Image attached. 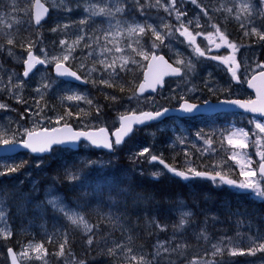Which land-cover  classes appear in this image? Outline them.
<instances>
[{"label":"rangeland","instance_id":"374dc122","mask_svg":"<svg viewBox=\"0 0 264 264\" xmlns=\"http://www.w3.org/2000/svg\"><path fill=\"white\" fill-rule=\"evenodd\" d=\"M43 1L50 6L52 14L48 18L50 20L43 23L42 27L48 26L52 31L58 26L63 28L68 25L72 27L68 33L56 38L50 36L44 38L38 31L34 36L31 29L33 0H0V103L7 106L0 109V126H2L0 127V140L23 139L26 135H21L24 129L35 131L40 128H53L64 123L72 124L79 129L106 126L112 130L118 125L119 117L123 114L144 110L156 111L165 106H178L182 101L180 97L196 102L218 95L229 96L244 93L249 95L250 91L245 92L241 86L233 85L230 78L222 77L224 72L226 73L223 67L225 64L221 61L215 64L209 56L216 52L214 41L205 36L206 40H211V43H208L200 37L202 27L208 24L207 19H218H213V16L216 17V9L222 6L224 0H197L195 4L191 0H177L175 7L186 13V16L182 17L183 24L195 37V43L191 45L188 39L175 31L181 27L180 22L176 20V13L171 12L170 14L164 10V6L168 5L170 0H159V4L157 0H139V3L137 0H127L128 3L138 5L137 14L133 13L127 17L124 14V6L120 5L118 0ZM233 2L236 0H230L228 4ZM238 4L239 8L245 5L242 0ZM141 6H143L142 9ZM90 8L97 12L100 8H105L111 14L92 15L90 11H86ZM117 8H123V11L117 12ZM201 13L205 16L204 18ZM188 21H192V24ZM136 25L145 26L146 34H140L138 29L132 33L128 32L130 27ZM148 25L160 31L161 36L164 37L163 44L156 40L147 28ZM165 25L171 27L173 31L171 36L166 34ZM181 31H183L182 28ZM10 38L14 41L13 45L7 44ZM61 40L72 46L71 51L60 44ZM132 42L134 46L131 45ZM29 43L33 45L31 50L44 60L47 58L50 61L52 57L62 60L64 55H69V60L63 63L72 62V66L84 73L88 85L81 87L55 78L51 69L55 62H47L48 67H40L30 77L24 78L22 66ZM153 43L157 45L155 49L152 47ZM129 46L134 48V54H139V59L135 62L142 68L145 67L152 52H163L172 59L174 64L186 68V74L168 79L165 86L155 93L139 96L123 91L122 94H114L108 84L122 83L129 90L133 83L135 86L139 83L134 73L135 69L131 65L133 57L126 55ZM197 46L208 57L196 55L194 49ZM246 52L242 54L243 51H241L240 54L237 50L235 54L242 59L247 73L255 65L258 50ZM145 55L147 59L144 58ZM223 57L229 56L223 55ZM179 60L185 63L178 64ZM189 61L194 66L191 71L187 68ZM125 62L127 68L121 70ZM208 64L211 65L210 68ZM105 65L110 67L105 69ZM124 75L128 77L125 78ZM101 81L108 83H101ZM21 82L23 83L22 88L14 87ZM45 84H50L51 87L44 89L42 85ZM210 88H221L225 91L212 95L208 91ZM70 95L85 96L91 99L93 104L89 106L83 100L67 101L65 98ZM17 97L23 102H18ZM112 97L116 99L113 100ZM63 105L75 106L76 112L80 114L65 115L66 112L59 111V107ZM97 107L101 109L99 114L96 113ZM26 109L31 111L26 112ZM38 112L39 117L36 115ZM21 114H24V119H21ZM58 116L65 118L56 123ZM230 122L227 124V119H225L224 122L218 123V127L212 125L217 129L209 128L211 124L207 125L200 119L183 123L177 117L170 116L137 128L123 144L119 145L118 150L114 148L109 153L97 149L93 151V147L82 144L69 161L63 158L70 153V150L66 148H54L48 157L25 153V155L1 158L0 172H5L6 167L17 165L19 167L14 173L0 175V210L4 213L3 220L0 222V229L4 230L0 232V264H9L7 254L10 247L16 248L17 257L22 264H80L83 262L82 258H79L69 248L64 247L63 254H61L60 246L66 243L68 233L56 221V217L48 218L44 209L49 206L52 211L61 213L80 232L88 245H90L89 238L94 241L91 235L95 226L94 221L99 222L101 217L107 216L115 222L114 212L107 213L106 207L99 202L98 190L90 192V197L83 191L79 192L85 198L75 195L67 196L55 182L61 177L76 179L77 169L92 164L94 161L106 165L123 154L130 161L145 164L146 168L139 169V172L160 173L159 177H168V183L172 184V187H178L179 183L173 182L165 170L151 160L152 155L160 156L159 154L168 151L167 155L183 160L182 167L185 169L195 168L201 171L200 167H207L211 172L220 171L237 183L247 182V178L240 175L242 170H255L257 174L251 179L261 183L264 187V177L259 174L258 170L261 162L259 153L264 152V133L256 128L257 123L264 124V119L254 117L245 119L244 116L235 114ZM221 124L227 125L228 128L223 130ZM9 128L11 131L8 130ZM238 129H243L248 133L247 138L242 134L232 136V133ZM230 136L233 140H242L246 147L230 145L228 143ZM144 148H148L149 152L143 156L139 155ZM234 155L236 159H232ZM59 160V165L52 163L49 169H45L50 161ZM249 161H251L250 164ZM23 180L29 184L30 188L42 186L40 209L37 214L26 220L28 228L20 230L26 233L25 240L21 239L22 236L16 235L11 245H8L7 240L14 237V226L9 214L6 187L15 192ZM185 184L188 190L184 194L178 193L179 191L175 188L173 197L163 200L168 208L165 213L152 215V227L157 234L152 237L151 249L133 254L126 246L124 247L128 251L122 247L120 240L112 239L113 244L108 247H115L117 252L114 257L122 255L126 260L125 264H145V262L147 264L163 262L167 264L170 263V259L174 258L179 259L182 264L186 262L187 264H193V262L196 264H264V251L259 250V245L264 243V231L260 230L259 224L246 220V207H236L237 199H242V197L245 203L246 200L263 202L264 198L258 197L252 191L246 193L236 187L219 185L212 181L203 182L207 188L218 187L221 189L219 194L226 197L222 196L224 201H221L220 207L215 209L211 206L204 207L207 204L206 196L203 200L200 199L199 193L193 189L194 183L185 182ZM229 188L232 190H227ZM184 213L190 215L185 216ZM73 215L83 217L91 225V231H85L83 226L73 224L69 219ZM182 219L185 221L183 227L180 226ZM115 225L120 226V221L115 222ZM199 225L206 233L199 229ZM9 232L11 234L7 235ZM160 244H163L168 251L165 252L163 248H160ZM217 249H219L218 252ZM240 250H243L245 255L233 256L231 254L233 251L239 252ZM249 250L254 251L255 254H248ZM133 256L136 257L135 260L132 259ZM229 259L232 262H225Z\"/></svg>","mask_w":264,"mask_h":264},{"label":"trees","instance_id":"16d2710c","mask_svg":"<svg viewBox=\"0 0 264 264\" xmlns=\"http://www.w3.org/2000/svg\"><path fill=\"white\" fill-rule=\"evenodd\" d=\"M118 3L124 6L125 17L133 13L137 14V4L128 3L127 0H118ZM71 28L70 26L66 28L64 26L63 28L58 26L57 31L53 32L48 26L42 28L31 27L34 36L35 32L40 31L44 38L46 36H50L51 38L59 37L68 33ZM131 45L134 46V43L132 42ZM134 52V48L130 47L126 55L131 58L133 57L131 61L132 68L135 69L134 73L135 76L137 75V81H141V72L143 73L144 67L142 68L141 65L136 64L139 59V54H134ZM68 65L76 69L84 77V73L72 66V62L69 61ZM124 77L127 78L128 75H124ZM124 86L125 85L122 83H115L110 89L114 94H122L123 91L129 94H135L136 86L134 83L129 90L128 87L125 88ZM121 88H123V91H121ZM59 111H64L66 113L70 111L72 114H80L76 112L75 106L63 105L59 107ZM119 148L120 146L115 147L116 150ZM92 150L96 151L94 148ZM75 153L76 152L71 151L67 156L63 157L64 160L69 161ZM19 155H25V153ZM162 157L164 159L169 157L166 151L163 152ZM59 162L60 160L50 161L49 166H46L45 169H49L52 163L59 165ZM141 168H146L145 164L138 161H130L126 159L123 154H120L117 159L112 160L106 165H101L94 161L92 164L79 167L75 172L77 173V178L74 180L63 177H61L59 181L55 180L59 188L67 196L75 195L79 198H85L84 195L79 192L83 191L85 195L90 197V192L98 190L100 193L99 202L106 207L105 211L107 213L114 212L115 222L120 221L121 223L120 226H116L111 217L103 215L107 218L101 217L99 222L94 221L95 226L91 232L94 241L92 244L88 245L80 232L75 229L61 213L52 211L49 206L45 207L44 212L47 217H56V221L64 228V231L68 233V238L64 247L71 249L79 258L81 257L85 264H125L126 260L122 255L119 254L118 257H114V254L117 252L115 247H108L113 244L111 241L112 239L120 240L122 242V247L128 251V249L124 247L126 246L133 254L150 250L152 237L157 234V231L152 227V215L166 212L168 208L167 204L163 203V200L172 198L175 188L179 191L178 193L183 194L188 190L183 181L171 179L173 182L179 183L178 187H172V184L168 183V177L163 176L157 178L150 172L144 171V173H141L139 172ZM190 182L195 184L193 189L199 193L201 200L206 196L205 200L207 204L204 205V207L211 206L218 209L220 207L219 203L224 201L223 198H226L219 194L221 189H218V187H205L203 184V182H206L205 179H197ZM42 190V186L30 188L29 184L24 180L16 188L15 192H12V189L6 187L5 194L8 197L9 214L14 226V237L7 240L8 245H11L16 235L19 237L22 236L23 238L21 239L25 240L26 233L20 232V230L26 227V220L29 217L38 213L40 209L39 203H41L42 199ZM227 190L232 189L229 188ZM200 192L202 193L200 194ZM237 201L236 207H246V220L259 224L260 230L264 231V201L253 202L246 200L245 203L243 197L242 199H237ZM93 203L96 204L94 201ZM109 216L111 215L109 214ZM198 227L203 233H206L203 230L204 228L200 225ZM26 228H28V225ZM47 245L50 246L51 244ZM225 262L230 263L232 260L229 259ZM161 264L166 263L163 262ZM167 264H182V262L174 258L170 259V263L168 262Z\"/></svg>","mask_w":264,"mask_h":264},{"label":"snow or ice","instance_id":"6c2138e0","mask_svg":"<svg viewBox=\"0 0 264 264\" xmlns=\"http://www.w3.org/2000/svg\"><path fill=\"white\" fill-rule=\"evenodd\" d=\"M192 3H196L197 0H191ZM262 3H264V0H261ZM137 3H139V0H137ZM157 3L159 4V0H157ZM177 0H170V3L166 6H164V10L168 11L170 14L171 12H175L176 13V20L178 22H180L181 27L175 29L176 32H179L180 36L185 37L186 39L189 40L190 45L195 43V37L192 36V34L188 31V28L184 26L183 24V20L182 17L186 16V13H183L181 11H179V9H177L176 6ZM245 9H247V5L244 6ZM35 8H36V14H35V22L36 24L40 23V20L42 19V14H46L48 12V9L44 7V5L40 2V0H35ZM143 8V6H141V9ZM86 11H90L92 13V15H97V14H111V12L107 11L105 8H100L97 12V10L95 9H88ZM117 12H122L123 8H117L116 9ZM205 15H207V12H205ZM81 23H84V21H81ZM189 24H192V21H188ZM65 28L68 27L67 25L64 26ZM216 27V26H214ZM147 28L152 32V34L155 36L157 41H160L161 44H163V40L164 37L161 36L160 31L157 30V28L148 25ZM181 28L183 29V31H181ZM140 34H146V27L145 26H141V25H136L134 27H130L128 29L129 33L135 32L137 31ZM164 29H166V34L168 36H171L173 34V31L171 29L170 26L165 25ZM52 31H57L56 28L52 29ZM216 32L219 34L220 40L222 42L223 45H226L228 48H231L233 50V53H235L237 51V47L234 43H230L228 41L227 36L224 35L223 32H220L219 28L216 27ZM251 33L252 34H256L259 36V38L261 40H264V33L258 32V30L256 28H252L251 29ZM248 32H245V35H248ZM14 41L13 39H8L7 40V44L8 45H13ZM211 43V41H210ZM60 44L62 46H66L67 49L69 51H71L72 46L71 45H67L66 41L61 40ZM32 44L29 43L28 44V58L24 61V64L26 65V69L23 73L24 77H27L29 75V73L36 67V65L38 64H44L46 62L48 63H52L55 62V69H56V73L59 76H71L74 77L75 79L79 80L80 76L77 75L76 72L72 71L70 68H67L64 66L63 61H68L69 60V55H64L62 57V60H59L57 57H52L51 60H47V58L45 60H41L39 57H36L33 55L31 48H32ZM152 47L155 49L157 47V45L155 43H153ZM217 48L221 47V44H217L216 45ZM119 51V49H117ZM11 51V50H9ZM194 52L196 55L198 56H205V52L203 50H201L198 46L194 49ZM145 59H147V56L145 55L144 57ZM211 59H215V60H220L222 63L224 64H229L231 63V65H234V67L230 66L228 71L231 72V77L233 80H235L237 83H240V76L237 75L238 70L241 68V64L238 63L236 61L235 55H230L227 58L224 57H219V56H212L210 57ZM160 60L163 61L164 58L161 57H156L153 56V60ZM101 63H104L103 61H101ZM166 63V62H165ZM178 64L183 65L185 62L183 60H179L177 61ZM81 67H83V65H81ZM108 67H110L109 65H105V69H107ZM168 67H171L170 65ZM193 65L191 64V62L189 61L187 64V68L189 71L193 70ZM127 68V63L125 62L124 65L121 66V70H125ZM256 69H264V64L258 63L256 65ZM256 69H254L253 71H255ZM95 70V69H93ZM116 69L113 67V71H115ZM247 70V69H245ZM181 73V68L177 67V68H173L171 70V74L173 75H179ZM257 76L253 75L252 78L250 80H247L246 83L248 84L249 87L252 88H256L257 91V96L259 97L258 101H251V100H217L215 101V103H213V101L205 99L201 104H196V103H189L187 100H184L183 97H180V99L184 100L183 103L180 104V110L186 112V113H194V112H199L200 108L202 106H207L206 110L211 111L213 108L218 107L220 105H234L236 107L242 108L246 111H251L253 113H262L264 114V87H257V85L254 83L257 80ZM259 78L261 80H264V71H260L259 72ZM101 83H108L107 81H101ZM155 84H161L162 86V81L160 80V78L158 77L154 83H150L148 84V87L150 88H154ZM109 87H111V84H108ZM14 87H19L22 88L23 87V83L21 82L19 85H16ZM42 87L44 89H47L48 87H51L50 84H45L42 85ZM38 92L40 91L39 89L37 90ZM121 91H123V88H121ZM138 91L140 93H143L145 91V85L141 84L139 86ZM189 91H192V89H189ZM209 93L212 95H215L216 93H220V92H224V89L221 88H216V89H208ZM67 101H81L83 100L86 104H88L89 106H91L93 104V101L91 99H87L85 96H81V95H70L67 96L65 98ZM113 100H115V97H112ZM18 102H23L22 100H20L19 97H17ZM7 106L3 103H0V109L6 108ZM170 109L165 108L162 111H155V112H140L139 115H137L135 112L129 114V115H121L120 116V128H118L116 130L115 135V140L114 142L112 140H110L108 137L104 136V137H98L97 135H95L93 132H86V131H73V129L71 128V126L69 124H64L63 128H52L50 131L53 135H49V129H44L43 130V134L38 133V132H34V131H29L28 129H24V132L21 133V135H25L27 138H23V139H18L15 140V144L19 147H22L26 150H30L31 153L33 154H38V153H50L53 148H62V146L65 145H72V144H76L79 141H81V139L83 138L84 140L88 141L91 145L96 146V147H103V148H107L109 150H111L115 145H120L124 138L129 136L132 132H133V125H139V124H144L147 121L150 120H154L157 119L158 117H160L161 115L167 113ZM26 112L31 111L30 109H26ZM42 111V110H41ZM101 111L100 107L96 108V113L99 114ZM37 117H39V112L36 113ZM65 115L67 116H71L72 113L69 111L67 112ZM64 116H58L56 119V123H59L60 121L64 120ZM21 119H24V114H21ZM2 127V126H0ZM256 128L259 129V131L261 133H264V124H260L257 123L256 124ZM9 131H11V129H8ZM106 130L101 128L99 129L100 133H104ZM55 134H59V135H55ZM243 135V137L247 138L248 133L244 132L243 129H238L235 132L232 133V136H237V135ZM197 135H200V133H197ZM13 136H15V133L13 132ZM183 142V141H181ZM0 143H3L4 145H9L11 143H13V141H9V140H0ZM228 143L230 145H234V146H238L240 148H244L246 147V145L244 144V142L242 140H233L232 137L230 136L228 138ZM8 151H15V148H10V149H6ZM149 149L148 148H144L143 151L141 153H139V155L143 156L145 153H148ZM261 162L259 164V173L262 177H264V152L259 153ZM232 159H236L235 155L232 157ZM151 160L152 161H159V163L161 165H163L164 169H166L169 173H171L173 176L180 178L181 180L184 181H195L197 179H207L210 180L214 183H217L219 185H227L229 187H236L238 189H242V190H250L253 193H255V195H257L258 197L264 198V187L261 186V183L256 182L254 179H251L252 177L256 176V171L255 170H250V171H241L240 175L245 176L247 178V182H241V183H237V181L232 180L230 178H228V176L223 175L220 171H215L214 174L207 172V171H198L195 168H188L187 170H178L175 167H172L168 164L165 163V161L163 159H160L158 156L152 155L151 156ZM251 163V161H249V164ZM19 165L15 166V167H6L5 172H0V175H5L7 173H14L18 170ZM243 167V166H242ZM155 177H159L160 173H155L154 174ZM51 203V202H50ZM185 216L190 215L189 213H184ZM4 217V213L2 210H0V222H2ZM69 219L71 220V222L73 224L76 225H80L83 226L85 231H91V225H89L83 217H78V216H70ZM185 221L182 219L180 222V226L183 227ZM3 229H0V232H3ZM11 233H7V235H10ZM92 239L89 238L88 243L92 244ZM160 248H163L165 252L168 251L167 248H164L163 244L159 245ZM61 254H63V248L64 246L61 245ZM259 250L260 251H264V243H261L259 245ZM219 251V249H217V252ZM9 253H12V249H8ZM233 256L235 255H245V252L243 250H240L239 252L237 251H233L231 253ZM248 254L250 255H254L255 252L252 250H249ZM133 260L136 259L135 256L132 257ZM143 261V257L140 258ZM13 264H15V258H13ZM80 264H83V262H80ZM145 264H147V262H145ZM193 264H196V262H193Z\"/></svg>","mask_w":264,"mask_h":264},{"label":"flooded vegetation","instance_id":"af4514ba","mask_svg":"<svg viewBox=\"0 0 264 264\" xmlns=\"http://www.w3.org/2000/svg\"><path fill=\"white\" fill-rule=\"evenodd\" d=\"M229 1L230 0H224V2L221 4L222 6H219L218 10L216 9V14H215L216 17L213 16V19L218 18L217 20L207 19L208 24H205L202 27V33L200 34V37L204 39L206 42L210 43L211 40L205 39V36H208L214 41L215 45L220 44V43L222 44L219 34L216 32V27H218L220 32H223L224 35L227 36L228 41L236 45L237 50L240 51V54H241V51H243L242 54H246L247 53L246 51L258 50V52L256 53L257 55L255 59V65L250 70H248L247 73L245 72V67H244L242 59L238 55L236 56V54L233 53V50L231 48H228L226 45H221L220 48H217L215 46L216 48L214 47V49H216V52L213 55H209L211 57L219 56V55L223 57V55L230 56L234 54L236 61L241 64V68L237 72V75L240 76L241 82L237 83L235 80L232 79L231 72L228 71L230 66L234 67V65H231V63L225 64V66H223L226 73L224 72L222 77L226 79L230 78V80H232L233 82V85L241 86L245 90V92L246 90L249 92L250 90L247 88L246 81L250 80L252 75H254L255 73H258L264 70V69H256V65L258 63L264 64V40H261L258 35L251 33V29L253 27L256 28L258 32L264 33V3H262L261 0H247L248 2L247 9H245L244 6L246 5V0H242L245 3L243 8H239L238 2L240 0H236V2L228 4ZM224 6H227V7H224ZM201 15L203 18L205 17L202 13ZM245 32H248L249 34L245 35ZM205 56L208 57L207 54H205ZM212 60L215 61V64H218V62L220 61V60H215V59H212ZM210 66L211 65L208 64V68H210ZM198 67H200V64H198ZM254 69L256 70L253 71ZM186 70H187L186 68H183L182 75L186 74ZM250 92H249V95H246V93L242 95H229V96L218 95V96H213V97H206L205 99L220 100V99L236 97V98L251 100L253 98V94L252 92L251 93ZM204 100L201 99V100H197L196 102H203ZM235 114L242 115L245 117V119L246 117L258 118L250 114H247V113L245 114V113L220 112V113H215L212 115L200 114V115H195L191 117H183V118H178V119L181 120L183 123H189L190 120H194V119L198 121V119H200L202 120V122L206 123L207 125L211 124V127L209 128H217L218 123L224 122L225 119H227V124L231 123L230 119L231 118L233 119ZM258 119H261V118H258ZM244 124H245V121H244ZM212 125H216L217 127L212 126ZM221 128L223 130H226L228 127L225 124H221ZM166 152L168 153V151ZM159 155L160 156L158 157L160 159L166 160L172 167H175L181 170H187L184 167H182L183 160H181L179 157H175L174 159L168 154L169 157L164 159L162 157L163 154H159ZM190 161L194 162L191 159ZM154 162L160 165L158 161H154ZM199 169L201 171H208V172L210 171L207 167H200ZM212 173L214 174V172ZM20 264L22 263L20 262Z\"/></svg>","mask_w":264,"mask_h":264},{"label":"water","instance_id":"95a60500","mask_svg":"<svg viewBox=\"0 0 264 264\" xmlns=\"http://www.w3.org/2000/svg\"><path fill=\"white\" fill-rule=\"evenodd\" d=\"M40 2L44 5L45 8L48 9V12L46 14H42V19L40 20V23L39 24H36L35 22V14H36V8H35V0H33V5H32V21H33V25L35 27H40L42 25L43 22H45L48 17L50 16L51 14V8L50 6H48L43 0H40ZM33 55L36 56V57H39L41 60H44V58L40 57L39 55H37L33 50H31ZM28 54V53H27ZM153 56H156V57H163L164 60L163 61H160V60H153ZM28 58V56L26 55V58L25 60ZM166 62V63H165ZM65 67L67 68H70L72 71L76 72L78 76H80V79L77 80L75 79L74 77H71V76H59L57 75L56 73V69H55V64L52 65V73L53 75L56 77V78H59V79H62L63 81L65 82H69V83H73V84H77V85H80V86H85L87 85V81L86 79L75 69H73L72 67H70L69 65L63 63ZM171 66V67H168V66ZM48 66V63H44V64H38L36 65V67L29 73V75L27 77H29L36 69H38L39 67H47ZM181 68L180 66L174 64L170 59L169 57L164 54L163 52H152L151 55L149 56V58L147 59L146 61V65H145V69L143 71V76H142V79L141 81L139 82V84L137 85L136 87V94L139 95V96H143V95H146V94H151V93H155L157 92L159 89H162L165 84H166V81L168 79H172V78H177V77H181V75L183 74V69L181 68V73L179 75H173L171 74V70L173 68ZM26 69V65L23 63V71H22V76H23V73ZM264 71V70H263ZM254 75H256L258 78L257 80L254 82L257 87H264V80H261L259 78V72L258 73H255ZM253 76V75H252ZM24 77V76H23ZM27 77H24V78H27ZM160 78V80L162 81V86L161 84H155V87L154 88H150L148 87V84L150 83H154L155 80L157 78ZM252 78V77H251ZM250 78V79H251ZM141 84H144L145 85V91L143 93H140L138 91L139 89V86ZM247 88L253 93V98L251 99V101H258L259 100V97L257 96V91H256V88H252V87H249L248 84H247ZM244 100V101H247V99H242V98H229L228 100ZM208 100H211L213 101V103H215L216 100H212V99H208ZM220 100H226V99H220ZM189 103H196V104H201L202 105V102H192L190 100H187ZM184 100H182L178 106L176 107H163L162 109L160 110H157V111H162L163 109L165 108H168L170 109L167 113L161 115L160 117H158L157 119H154V120H150V121H147L146 123L144 124H139V125H133V132L135 130V128H139V127H143L147 124H150V123H153V122H156V121H160L162 119H164L165 117L167 116H177V117H191V116H195V115H200V114H208V115H212V114H215V113H219V112H242V113H247V114H250V115H254V116H257V117H260V118H264V114L262 113H253L251 111H246L242 108H239V107H236L234 105H220L218 107H215L213 108L211 111H208L206 110V107L207 106H202L199 110V112H194V113H186L182 110H180V104L183 103ZM140 112H155V111H151V110H145V111H140ZM140 112H135L137 115H139ZM133 112H130V113H126V114H123V115H129ZM120 118V117H119ZM64 124H68V123H64ZM64 124L62 125H59V126H55L53 128H63ZM71 126V128L73 129V131H86V132H93L95 135H97L98 137H108L110 140H112L114 142L115 140V133H116V130L118 128H120V119H119V124L117 127H115L112 131H110L108 129V127L106 126H101V127H98V128H89V129H76L74 128L73 125L69 124ZM105 129L106 131L104 133H100L99 132V129ZM44 129H49V135H53L51 133V129L52 128H40L38 130H35L34 132H38V133H41L43 134V130ZM132 132V133H133ZM131 133V134H132ZM130 134V135H131ZM55 135H59V134H55ZM129 135V136H130ZM125 137L123 142L121 144H123L127 139L128 137ZM24 138H27L26 135ZM82 142H86L88 143L89 145H91L88 141L84 140L83 138L81 139V141H79L78 143L76 144H72V145H65V146H62V148H68V149H72V150H77L79 148V145L80 143ZM120 144V145H121ZM115 145V144H114ZM93 146V145H91ZM95 147L96 149L98 150H103V151H106V152H111L113 151L114 149V146L111 150L107 149V148H103V147H96V146H93ZM10 148H15V151H8L6 149H10ZM55 148V147H54ZM21 152H26L28 154H31L33 156H46V155H49L50 153H38V154H33L30 152V150H26L22 147H19L15 144V141H13V143L9 144V145H4L3 143H0V159L1 158H6V157H13V156H16L18 155L19 153ZM159 162V161H158ZM166 164H168L166 161H165ZM169 165V164H168ZM163 166V165H162ZM166 170V169H165ZM180 170V169H178ZM167 171V170H166ZM168 172V171H167ZM169 173V172H168ZM171 174V173H170ZM260 174V173H259ZM172 175V174H171ZM173 176V175H172ZM175 177V176H174ZM180 179V178H179ZM244 192L248 193L250 192V190L246 191V190H243ZM9 249H12V248H9ZM13 258H15V264H20L19 260H18V257L16 255V253L12 250V253H9L8 252V259H9V264H13Z\"/></svg>","mask_w":264,"mask_h":264},{"label":"bare ground","instance_id":"6f19581e","mask_svg":"<svg viewBox=\"0 0 264 264\" xmlns=\"http://www.w3.org/2000/svg\"><path fill=\"white\" fill-rule=\"evenodd\" d=\"M209 204H211V203H209Z\"/></svg>","mask_w":264,"mask_h":264}]
</instances>
